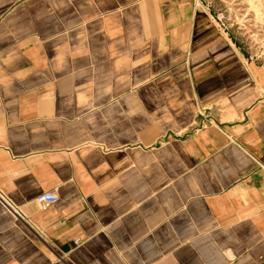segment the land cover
Here are the masks:
<instances>
[{"label":"crops","instance_id":"1","mask_svg":"<svg viewBox=\"0 0 264 264\" xmlns=\"http://www.w3.org/2000/svg\"><path fill=\"white\" fill-rule=\"evenodd\" d=\"M208 18L196 0H0V194L23 215L0 200V264H69L87 241L105 264H264V67L199 51ZM116 62L159 116L174 91L182 130L114 89Z\"/></svg>","mask_w":264,"mask_h":264},{"label":"rangeland","instance_id":"2","mask_svg":"<svg viewBox=\"0 0 264 264\" xmlns=\"http://www.w3.org/2000/svg\"><path fill=\"white\" fill-rule=\"evenodd\" d=\"M196 2L198 6L203 5L209 15L208 23L204 25L205 29L194 37L196 45L200 47L199 51L205 49L207 45L213 46L217 41L232 42L245 58L264 67V0H196ZM146 24H148V17H146ZM242 55L240 54L241 58H243ZM114 70L115 90H132L140 86L141 82L138 80L122 82L121 78L116 77L118 73H122V67L118 62L115 63ZM130 70L129 67L123 68L125 77L128 79H130L132 72H136ZM139 88L145 93L146 106L144 109L151 111L152 106L150 108L148 103L152 101L154 94H156L155 88L151 87L148 83ZM160 95L169 100L167 102L169 109L176 108L177 111L175 109L173 117L168 115L167 118H164L165 115L159 116L160 110L151 111V113L147 110L148 113L147 111L145 113L149 116V120L152 122H163L162 124L182 130L185 123L179 125V122H176V120L181 118L186 120V108L178 102L177 97L174 96V91H171V97L167 96L168 93ZM142 100H144V97ZM7 213L9 214L6 208L0 204V223H5ZM14 222L18 224L19 220L15 219ZM1 245H3L2 242ZM100 245L101 243L93 241L80 243L79 250H74L73 253L67 255L65 258L69 264H92L91 261H94L96 258L98 259V263L95 262V264H105L104 254L100 252V250L105 249V246L102 247ZM82 255L88 256L89 259L82 257Z\"/></svg>","mask_w":264,"mask_h":264},{"label":"built area","instance_id":"3","mask_svg":"<svg viewBox=\"0 0 264 264\" xmlns=\"http://www.w3.org/2000/svg\"><path fill=\"white\" fill-rule=\"evenodd\" d=\"M0 200H2L7 205V207L11 209V212L15 217L23 218L22 213L18 211L16 208H14L12 205H10L8 202H6L1 194H0ZM35 200L42 206H45L50 203L57 202L58 195L52 191H44L36 195Z\"/></svg>","mask_w":264,"mask_h":264}]
</instances>
